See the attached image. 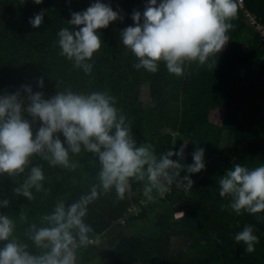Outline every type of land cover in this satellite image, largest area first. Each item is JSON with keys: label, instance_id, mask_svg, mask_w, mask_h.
I'll return each instance as SVG.
<instances>
[{"label": "trees", "instance_id": "1", "mask_svg": "<svg viewBox=\"0 0 264 264\" xmlns=\"http://www.w3.org/2000/svg\"><path fill=\"white\" fill-rule=\"evenodd\" d=\"M93 2L43 0L37 5L33 0H0V94L14 93L21 85H30L33 92L42 91L45 98L64 89L106 90L116 98V106L130 122L138 144L152 143L157 153H162L170 150L172 133H178L187 141V154L182 161L186 165L192 163L191 153L196 148L205 150V169L190 174L192 188L184 190L173 185L168 195L170 203L175 204L171 215L182 211L183 219L169 221L168 215L157 214L153 233L144 237L124 235L119 221L132 203L144 197L142 185L135 182L131 186L135 196L126 193L125 200L117 202L112 192L89 206L86 222L92 226L94 238L105 235L116 243L104 254L101 264H264V213L237 216L230 210L221 211V205L228 201L219 196L218 186L220 177L233 164L252 168L264 163V61L257 70L252 68L262 56L264 42L256 35L248 55L241 53L239 45L246 13L264 32V0H243L242 8L238 6V18L232 21L235 28L229 33L228 48L218 54L214 69L192 64L186 68L192 74L186 77L170 75L163 64L155 74L133 68L137 61L122 45L120 32L133 24V10L143 12L147 0H101L118 11L123 21L99 30L102 49L94 56L91 76L74 69L59 55L57 33L62 27H72L68 24L71 12L83 11ZM42 10L43 23L33 28L29 19ZM214 59L209 63H214ZM139 76L157 81L160 87L165 84L169 90L167 98H162L160 88L156 95L162 99L151 100L152 105L139 104ZM41 77L42 89L37 87ZM213 109L223 110L220 125L208 119ZM224 131L234 140L231 158L221 169H215L208 162L217 153ZM75 159L81 168L68 172L50 169L37 158L34 163L44 167L45 187L50 192L47 197L36 193L32 201L13 192L18 186L13 178L0 175V201L10 202L7 208H0V213L16 219L23 212L29 221H34L58 199H77L95 182L97 167L90 165V154ZM147 213L143 211L135 218H148ZM246 224L254 226L259 238L253 253H246L244 245L234 240ZM25 228L26 224L17 221L16 234L21 240H25ZM95 255L92 248L82 249L80 264H88Z\"/></svg>", "mask_w": 264, "mask_h": 264}, {"label": "clouds", "instance_id": "2", "mask_svg": "<svg viewBox=\"0 0 264 264\" xmlns=\"http://www.w3.org/2000/svg\"><path fill=\"white\" fill-rule=\"evenodd\" d=\"M33 2L39 5L43 0ZM43 17L42 10L29 19L30 25L39 28ZM130 18L133 24L120 32V41L137 61L133 68L155 74L163 64L170 75L186 77L192 74L186 71L187 65L214 69L218 54L231 39L238 3L147 0L143 12L133 10ZM117 20L122 22L123 16L101 0L71 12L68 24L72 27H62L57 33L59 55L91 76L94 56L102 49L99 30ZM213 58L214 63H209ZM37 87H44L42 77ZM116 104L106 90L64 89L45 98L42 91L21 85L14 93L0 94V175L18 183L13 189L17 196L32 201L36 193L49 195L45 169L34 163L37 158L50 169L76 172L81 164L75 157L90 154V165L97 167L88 191L70 202L58 200L38 220L29 221L23 212L16 219L0 213V264H80L81 250L94 242V230L86 222L89 206L101 196L114 192L116 201H123L133 182L142 185L149 201L165 197L173 185L192 188L190 174L205 169L204 148H196L192 163L186 165L182 161L187 143L162 153L152 143L138 144L130 122ZM218 186L219 196L228 201L221 211L230 210L237 216L264 213V163L252 168L235 163L220 177ZM9 203L3 199L0 208ZM184 216L182 211L174 212L175 219ZM17 221L26 224L25 240L16 234ZM255 231L246 224L234 236L246 253H253L259 243Z\"/></svg>", "mask_w": 264, "mask_h": 264}, {"label": "rangeland", "instance_id": "3", "mask_svg": "<svg viewBox=\"0 0 264 264\" xmlns=\"http://www.w3.org/2000/svg\"><path fill=\"white\" fill-rule=\"evenodd\" d=\"M244 28L240 31V51L244 55H248L251 51V48L255 41V36L258 35L260 38V42H264V32L262 26H260L254 19V17L250 14H245L243 17ZM228 43L224 50L228 48ZM264 61V48L262 56L256 59L252 68L257 70L262 62ZM189 65L186 66L188 68ZM139 89L137 94V100L141 105H152L150 103L151 100H158L162 98H167L169 94L168 87L164 85L159 86L157 81H147L142 76H139ZM162 88L163 97L156 95V91H159ZM223 115L222 109H213L208 113V119L210 122L220 125L221 119ZM183 143H187L186 139L183 138L178 133H172V141L170 145V149L176 151L179 149L180 145ZM234 140L230 137L227 132H222L220 145L216 154L212 155L208 164L209 166L215 169H221L231 158V151L233 148ZM187 152L185 149L184 155L186 156ZM176 157V156H173ZM172 157V158H173ZM184 189L183 186H181ZM185 190V189H184ZM129 196H135L136 193L131 190L127 193ZM155 195V194H154ZM169 193L165 195V197L160 198L157 197L154 201L147 200L146 197H143L138 203H132L125 213L124 217L119 221V224L122 227L123 233L126 236H134V237H144L153 233L156 230V216L157 214H165L169 216V221L174 218L171 215L172 210L174 209L175 204L170 203V199L168 197ZM58 200H63L58 199ZM57 200V201H58ZM148 212V218H135L141 212ZM178 220V219H175ZM114 241L108 240L105 235H99L94 238V242L90 244L87 248H92L95 250V257L88 264H101L102 258L104 254L109 252L114 246Z\"/></svg>", "mask_w": 264, "mask_h": 264}, {"label": "built area", "instance_id": "4", "mask_svg": "<svg viewBox=\"0 0 264 264\" xmlns=\"http://www.w3.org/2000/svg\"><path fill=\"white\" fill-rule=\"evenodd\" d=\"M238 6L242 8L243 0H237Z\"/></svg>", "mask_w": 264, "mask_h": 264}]
</instances>
